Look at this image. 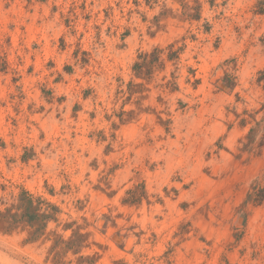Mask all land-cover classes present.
<instances>
[{
    "label": "rangeland",
    "instance_id": "374dc122",
    "mask_svg": "<svg viewBox=\"0 0 264 264\" xmlns=\"http://www.w3.org/2000/svg\"><path fill=\"white\" fill-rule=\"evenodd\" d=\"M201 1L0 0V208L24 187L85 218L95 264H264V0ZM48 244L0 232V264Z\"/></svg>",
    "mask_w": 264,
    "mask_h": 264
},
{
    "label": "trees",
    "instance_id": "16d2710c",
    "mask_svg": "<svg viewBox=\"0 0 264 264\" xmlns=\"http://www.w3.org/2000/svg\"><path fill=\"white\" fill-rule=\"evenodd\" d=\"M180 4V11L176 16L180 21H198L201 18V0H174ZM213 6L214 0H207ZM175 15V14H173ZM204 30H208V22L203 23ZM176 42L168 44L165 48L154 47L149 52L138 54L137 60L132 65L135 76L148 75L153 70H163L167 62H172L177 68L179 55L183 45L175 46ZM167 80L160 87L169 91L177 90L175 77ZM129 85H133L130 83ZM136 85V84H135ZM222 88H231L232 85L223 82ZM133 93L132 90H130ZM133 197V196H132ZM134 199V198H132ZM124 202L132 203L133 200L126 198ZM264 201V191L255 190L248 193L246 202L259 204ZM0 208V232L11 234L24 232L26 242L49 243L46 251V260L52 264H95L99 259V252L85 254L86 249L92 245L101 247L93 240L92 231L87 230L85 218L83 224L77 219L69 217L62 220L61 209L54 202L42 195H36L24 187H20L16 193H11L7 201L1 202ZM106 217V216H105ZM123 245L120 244L119 247ZM73 258L68 259V256ZM126 264V263H121Z\"/></svg>",
    "mask_w": 264,
    "mask_h": 264
}]
</instances>
